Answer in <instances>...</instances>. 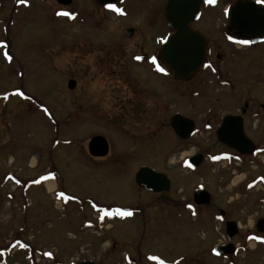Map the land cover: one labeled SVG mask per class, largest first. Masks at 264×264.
<instances>
[{
    "label": "rangeland",
    "instance_id": "obj_1",
    "mask_svg": "<svg viewBox=\"0 0 264 264\" xmlns=\"http://www.w3.org/2000/svg\"><path fill=\"white\" fill-rule=\"evenodd\" d=\"M131 1L127 16L118 17L93 9L91 0H74L70 10L55 0H0V128L8 124L11 138L23 144L17 153H0V249L9 247L0 263L264 264L258 236L256 243L245 241L264 216L257 202L264 189L234 193L246 174L226 176L212 164L187 167L204 143L180 141L170 119L176 113L198 118L204 71L188 84L151 75L137 58L139 36L164 35L166 26L160 6L150 8L153 0H146V12L142 0ZM95 136L109 141V157L88 153ZM143 166L166 174L171 191L158 196L139 188L135 177ZM46 172H53L52 190L24 191L7 178L36 183ZM204 182L225 210L228 200L240 198V233L232 240L245 248L229 258L213 254L229 240L210 210L203 221L201 210L194 218L175 203L191 201Z\"/></svg>",
    "mask_w": 264,
    "mask_h": 264
},
{
    "label": "flooded vegetation",
    "instance_id": "obj_2",
    "mask_svg": "<svg viewBox=\"0 0 264 264\" xmlns=\"http://www.w3.org/2000/svg\"><path fill=\"white\" fill-rule=\"evenodd\" d=\"M55 1L58 3L57 0ZM91 1L95 5L93 9L105 15L112 14L118 17L127 16V5L132 2L131 0H115L102 6L97 0ZM168 2L169 0H153L152 6H150L152 10L158 9L160 6L159 16L164 20L167 32L164 35H159V33L148 38L144 35L141 36V34L139 36L141 53L137 56L138 61L146 62L149 73L155 77L160 76L161 73H167L162 65L161 43L174 33L166 20ZM73 4L74 0L69 6L61 4V7L70 10ZM109 5L121 9L122 12L109 8ZM148 5L146 0H142V7L145 12ZM238 5L242 6L239 10L240 14L245 12L264 14V0H216L214 4H209L208 1L201 4L199 16L190 26L201 32L207 41L206 64L199 75L192 80H196L204 71V108H198V112L201 110L199 119H193L190 116L182 115V113L176 114L194 121V135L188 140L180 139V141L189 142L193 138L202 139L204 149L193 156L202 155L204 166L208 167L209 164H212L218 169L224 168L226 176L230 174L229 172L246 174L241 180V186L232 191L244 195V193L253 191L258 187L264 189V33L261 32V29H264V22L250 23V26L253 25L250 28H247L243 22L232 24L230 14ZM85 6L88 7V5ZM156 18L159 17L156 16ZM155 20L150 21V26L156 24L157 21ZM130 30L133 31V29H125L126 37H128L127 32ZM241 41H248V43L244 44ZM9 128L8 124L0 128V136L3 134L4 139L6 138L0 141V153L8 150L10 153H17L23 147L20 140L11 138V128L10 130ZM110 153L111 148L109 155ZM187 162L188 160L186 165ZM252 170H258L259 173L250 179ZM190 171H197V169ZM212 172L214 171L212 170ZM17 179L18 181L21 180ZM221 183L224 185L226 182L224 180ZM197 188L198 186L192 190L191 201H188L189 198L187 197L176 198L175 203L178 202L177 204L180 205L178 207H182L184 211H189L195 216L194 218L198 216V210H201L203 221L206 217L204 210H210L209 216L221 224V230L226 233L229 240L227 244L214 246L213 250L232 246L233 255H235L245 248L243 244H238L232 240L238 237L240 233V220L235 219L243 211L237 209V206H240L237 203L240 198L228 200L226 210L221 208L218 203H214L213 197L209 205H197L194 199ZM171 189L172 182L169 191L153 194L160 196L170 192ZM204 189L212 195L205 182ZM257 202L260 206L264 205V197L259 198ZM262 220H264V216L255 221L254 229L249 232L250 236L246 235L245 237L246 244L252 241L256 243V236L259 238V243L264 244V223L258 227V222ZM230 222H234L238 230V234L233 238H229L227 231V224ZM6 248L8 247L0 250L4 251ZM224 257L229 258L228 255ZM80 263L82 262L78 264Z\"/></svg>",
    "mask_w": 264,
    "mask_h": 264
},
{
    "label": "water",
    "instance_id": "obj_3",
    "mask_svg": "<svg viewBox=\"0 0 264 264\" xmlns=\"http://www.w3.org/2000/svg\"><path fill=\"white\" fill-rule=\"evenodd\" d=\"M59 4L70 5L72 0H57ZM100 5L105 6L115 0H97ZM208 0H169L166 6V20L174 33L167 37L161 43L162 63L167 69L169 75L177 82L185 83L194 79L204 68L207 59V41L204 35L193 29L190 24L199 16L200 6ZM242 6L238 5L230 14L232 24L243 22L247 28L250 23L264 22V14H256L239 10ZM255 26V25H254ZM262 34L264 29H261ZM134 31L127 32L131 37ZM76 81L70 80L68 88L74 90ZM170 126L176 136L181 140L190 139L195 132V123L193 120L180 114L173 116L170 120ZM89 154L94 158H104L109 155L110 146L108 140L103 136L93 137L88 144ZM204 157L196 155L188 161L190 168L196 169L202 165ZM135 182L138 187L150 193L167 192L171 188V181L167 175L158 173L155 170L142 167L136 174ZM194 199L197 205H209L211 203V194L200 186L195 191ZM264 220L258 222V227ZM229 238L238 234L236 224L230 222L227 224ZM216 256L232 255L234 249L232 246L216 248ZM82 264H93L92 262Z\"/></svg>",
    "mask_w": 264,
    "mask_h": 264
},
{
    "label": "snow or ice",
    "instance_id": "obj_4",
    "mask_svg": "<svg viewBox=\"0 0 264 264\" xmlns=\"http://www.w3.org/2000/svg\"><path fill=\"white\" fill-rule=\"evenodd\" d=\"M26 2H27V0H21V3H26ZM215 2H216V0H208L209 4H214ZM108 7L109 8H114V10L117 11V12H122L121 9L115 8L113 5H109ZM60 15L71 16V14L67 13V12L60 13ZM241 43L247 44L248 41H241ZM5 55H7V53ZM8 59L11 60L12 58L9 56ZM45 111H47V110H45ZM117 211H118V214L121 215V216H130L131 215L130 212H120L119 210H117ZM106 214L110 215V213H106ZM153 259H155V258H153Z\"/></svg>",
    "mask_w": 264,
    "mask_h": 264
},
{
    "label": "bare ground",
    "instance_id": "obj_5",
    "mask_svg": "<svg viewBox=\"0 0 264 264\" xmlns=\"http://www.w3.org/2000/svg\"><path fill=\"white\" fill-rule=\"evenodd\" d=\"M32 164H34V161L32 162ZM49 190H52L55 188V183L54 181H49L48 183H46L45 185Z\"/></svg>",
    "mask_w": 264,
    "mask_h": 264
}]
</instances>
